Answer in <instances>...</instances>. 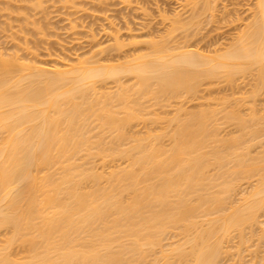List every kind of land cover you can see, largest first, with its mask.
Segmentation results:
<instances>
[{
    "label": "bare ground",
    "instance_id": "6f19581e",
    "mask_svg": "<svg viewBox=\"0 0 264 264\" xmlns=\"http://www.w3.org/2000/svg\"><path fill=\"white\" fill-rule=\"evenodd\" d=\"M194 1L206 19L219 0ZM255 1L243 30L212 56L168 46L172 36L117 64L50 66L0 51V264H264L255 98L264 91V0ZM190 13L176 31L201 23ZM246 76L256 80L247 96L199 94Z\"/></svg>",
    "mask_w": 264,
    "mask_h": 264
},
{
    "label": "rangeland",
    "instance_id": "374dc122",
    "mask_svg": "<svg viewBox=\"0 0 264 264\" xmlns=\"http://www.w3.org/2000/svg\"><path fill=\"white\" fill-rule=\"evenodd\" d=\"M193 1L194 0L191 1L190 0H0V47H1L0 51H3L5 53L7 52L8 54L17 53L18 56L24 55L27 59H30L29 57H32L34 58V60L37 61L39 58V60L40 61L42 60V62L44 63L46 61H49L48 65L50 66H52V63H54V61H56L57 58L64 59L67 61L70 60L69 62L76 63L75 61H77L78 59L89 58V57L90 58L92 57V59L94 60L99 59V61L102 63L110 62V64H112L111 61L108 60L109 58L110 60H112L114 64L117 60L120 62L122 61L121 63H123L125 58L130 59L134 55L137 54L140 55L142 52L147 54L149 53L148 50H150V47H152V45H150L152 43V40L155 43L159 38L160 42L161 41L166 42L167 37L172 36L171 39L170 38L167 39V40L170 39L169 41L172 43L170 44V42L168 41L169 43V44L167 43L168 46L171 45L173 47V44H176V46L185 44L186 46L188 45L187 46L188 48L190 46L191 50L192 48L193 50L195 49L194 51L204 50L203 52L200 53L204 54L205 52H207L208 54L209 52L208 55H211L214 52V49L216 50V46L219 51L220 50L222 51L225 48L221 49V47H225V46L227 47V43H230L232 38L235 39L234 36L237 37L238 35L237 33L238 32L240 33L241 30H243L242 27H240L243 26L241 24H244L247 20L251 19L250 17L252 15L250 14L253 13L251 10L256 3L255 0H219V1L215 0L218 2V4H216L217 6H215L214 3H212V5L213 7L214 6L217 7L216 8L217 10L215 8L213 9L212 5L210 9V10H214L213 11L214 14L212 15V11L211 13L207 12L211 16H209V14L207 13L206 14L204 13V16L207 15L210 17V19L212 18L211 19L212 21H210L209 19V21L211 22L210 23V22H205L206 20H208L209 17L205 19V17L201 16L202 19L204 18L203 19L204 21H202L201 18L199 19L200 15H203L201 13L199 14L202 4L199 5L200 3H198V6H195L197 5V3L196 4L194 3L195 5H191V3L193 4ZM192 6L193 8H195L194 13ZM249 7L251 10L248 9ZM188 11L192 12L194 17L199 14L198 19L196 20H198L199 22L201 21V23L198 25L196 24L195 28H194L195 25L194 26L192 25L193 29L191 28L192 26H190V29L189 28L188 29L189 30L192 29L191 31H189L186 28L187 30L185 31H189L188 32L189 34L186 32L187 33L186 35L185 31L181 30L179 26L176 27H178L181 30V32L180 30H178V28L176 31L174 25L177 24L181 25V22L184 21L182 22L183 23L182 26H183L185 23L189 22V21L185 22L186 19H189V16L190 17L192 16L191 13L189 14ZM224 13L226 15H224ZM249 15L250 17H248ZM237 17L238 19L236 20ZM247 17L250 19H247ZM191 18H193V16ZM191 18L189 20H192ZM239 19H241L242 21ZM172 24L174 27H172ZM200 25L202 27H200ZM182 26L181 28H183ZM171 28L175 30L174 32L175 36L174 34H172L173 31L170 30ZM197 28L199 32L197 31ZM192 31L193 33L195 31L197 33V34L196 33L193 34L194 37L190 35L192 34ZM165 35H167L165 40H161L162 38L165 37ZM185 35L186 36L190 35V36L189 38H187L184 37ZM183 37L185 39L184 41H182ZM115 38H117L116 41ZM154 39L157 40L155 41ZM26 43H27V47L30 50L25 46ZM120 43L122 44V47L120 46L121 48L117 50L116 46ZM114 44L117 45L115 46ZM22 48L24 49L22 50ZM211 50L213 51L210 52ZM33 53L34 54L37 53L38 57L36 54L34 55ZM207 54L205 53V55ZM212 55H216V54L214 53ZM34 56H36V59ZM106 58L108 61L106 60ZM246 77L248 78L250 77V78L248 79ZM246 77H245V81H243V84H242V79L241 80L240 78L238 79V81L240 80L239 86L237 84L238 83L237 81H236L237 83H235L231 87L226 85H225L226 87H224L223 86L224 84H220V86L217 85L218 87L206 86L207 89H209L207 90L206 87L203 88L201 86L202 90L200 88L201 93L199 94L201 95L203 94V96L205 97H211V95L213 94L212 95L213 97L215 94L217 96V94L223 93L224 95V93H226L225 96L226 95L229 96L228 94L229 92L230 95L233 96L236 94L235 96H237V93L241 92L240 95L243 94L247 96V94L249 95V93L250 92L252 93V90L255 89L253 88L251 90L252 87H255L254 83L256 80L254 79L253 81L252 79L254 78L253 76L252 78L251 76H246ZM125 78L126 79H123L124 81H127V79L129 80V78L127 77ZM112 84L113 83L111 82L109 83L108 81L107 85L112 87L114 86ZM107 85H105V87H107ZM212 87L214 88L216 87L217 90L216 88L214 90V88ZM235 87L237 88L238 91L236 90ZM259 87H258L259 98L256 97L258 94L255 96V98L256 100L259 99L260 102L263 103L264 91L261 92V89H259ZM218 88L220 90H218ZM244 91L246 92L244 93ZM175 101L177 102V100H173L172 104L175 105L176 104ZM189 102L192 103L191 101L186 102L185 107L194 108V106L197 103L196 101H193L192 104H190ZM260 102L259 101L257 102L258 104L257 107H259L260 111L264 113L263 110L264 103L260 108L261 105ZM157 107L155 106V109L152 108L153 109L152 111L156 112L158 110L159 111V112L157 111L158 114L163 115L167 113V115L168 114L171 115V113H173L174 111L173 109L176 108V105L175 108L168 107V109L166 110L165 107L164 109H161L163 107L161 108L160 107L157 108ZM246 107L242 108V110L246 111L248 109ZM137 124L140 126L139 128L140 130L142 128H143L142 130L145 129L146 125L144 127H141L144 125L143 123L139 122ZM228 126L230 127V125ZM228 126H225L223 130L226 129ZM156 127H159V125L155 126V128ZM233 129L234 128L231 127L230 131ZM226 130H229V128ZM235 242L236 240L234 241V243ZM19 254H21V252ZM249 254L248 252H246V258L247 259L249 258L251 260L250 257L251 254L250 255Z\"/></svg>",
    "mask_w": 264,
    "mask_h": 264
}]
</instances>
